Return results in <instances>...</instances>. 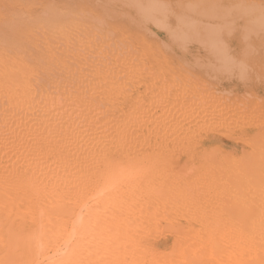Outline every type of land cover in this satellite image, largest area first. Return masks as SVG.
<instances>
[{
  "label": "bare ground",
  "instance_id": "6f19581e",
  "mask_svg": "<svg viewBox=\"0 0 264 264\" xmlns=\"http://www.w3.org/2000/svg\"><path fill=\"white\" fill-rule=\"evenodd\" d=\"M105 1L0 47V264H264V0Z\"/></svg>",
  "mask_w": 264,
  "mask_h": 264
},
{
  "label": "rangeland",
  "instance_id": "374dc122",
  "mask_svg": "<svg viewBox=\"0 0 264 264\" xmlns=\"http://www.w3.org/2000/svg\"><path fill=\"white\" fill-rule=\"evenodd\" d=\"M81 1L82 2H80V0H78V1L77 0H70V1L69 0H0V42H3L2 44H0V47L5 46L4 43L7 42L11 33L14 31V29H16L18 27V25L20 24L21 21H24V22L27 21L28 23L29 22L35 23L34 26H36L37 30H39V29H40V31L47 30V27L50 26L47 23L48 17H52V16H56V15L66 16L65 12H69L70 10H72V12H74V13L72 14V12L70 11V14H68L69 16L67 15L68 16L67 18H71L70 16H72V15L74 16L72 18H74V19L76 18V20L73 21L68 26V28L70 29V32L72 34H77L79 31L82 32L81 34L86 33V31H87V33H90L92 30H93V33L94 32L97 33V30L95 27L97 25L95 23L98 22L97 19L96 18L93 19V21H92L93 24H92L90 19H88L89 16H87V15H90L89 11H91V9L93 10V7L95 8V10L98 8L97 9L98 12L96 11V13H99V11L102 9V7L106 3V1L105 2H104V0H81ZM86 1H88L89 4L88 3L86 4ZM116 1H118V0H116ZM125 1H126L125 5L128 7L127 10L133 12L136 17L138 15L139 16H145V18L148 17L147 19L149 20V22H150V19H149V17H150L152 19L162 20L163 23H164V19L168 18L170 20L171 25L175 26L176 25V19L173 20L172 18H177L179 15L190 16V17H194V18H200L201 17V19H203L202 16H204L206 18L211 17L212 19H214V18L220 19L221 18L222 20L219 22V24H224L225 22L226 23L229 22L227 24L231 25L232 23H234V20H239V19L241 21L243 20L242 19L243 16L241 17V15H239V11L232 10V6L234 4L237 5V4L244 3L247 0H149L150 2L147 0H143L142 2H140L141 0L140 1L139 0H134V1L133 0H129V1L125 0ZM152 1H154V2H152ZM70 2L72 4H70ZM118 2H121V0H119ZM134 2H136L137 4H135ZM138 2L141 3L142 5L139 4ZM151 2H152V4H150ZM159 2L161 3V5L163 3V5H165L167 7L165 8V6L164 7H163V5L161 6ZM82 3H84L83 4L84 6L81 5ZM208 3L212 4V6L209 7ZM143 4L144 5L146 4L145 7L147 5L149 6V7L148 6L146 7V9L147 8L149 9L148 11H146V9L144 7H142V6H144ZM79 5L82 7H79ZM68 6H70V7L72 6V8H70ZM152 6H154V7H152ZM81 8L83 9V12L86 13V14H84V16L82 15L83 12H82ZM86 8H88L89 10H86ZM139 8H140V10H139ZM160 8H161V11L165 12L164 14L159 11ZM200 8H203L206 10L202 14H200V12H201ZM136 12H139V14L138 13L136 14ZM159 13L162 17L159 16ZM142 14H144V15H142ZM262 15L264 17L263 12H261V18H262ZM77 16H79L78 17L79 18L78 23H76V21L78 19ZM85 16L89 20V22L87 21V23L85 22L86 21ZM80 17H82V19L83 18L85 19V20L83 19L84 22L81 21L82 19ZM38 18H43L45 20L42 21V23H37L36 21L38 20ZM223 18H225L226 20H224ZM94 20H95V22H94ZM74 22L76 23V26H75ZM90 22H91V25L89 26ZM261 23L264 25V18H262ZM87 24H88L89 28L87 27ZM131 24H133V23H130V25ZM70 25H73V26H71L72 29H71ZM80 25L82 26V28ZM133 25H131V26H133ZM263 25H262V27H264ZM74 26H75V28L73 29ZM83 27H84V29H86V31L83 29ZM68 28H65V30ZM262 30L263 29H261V31ZM66 32H68V31L66 30ZM91 34H92V32H91ZM158 34L160 36L162 35L161 32H159ZM134 39H133V37H130L129 41L132 43L134 42L135 46L140 44L139 46L141 48H144L143 44L139 43L137 41V39H135V40ZM262 39H264V38H262ZM150 67H151L152 71L158 70V66L152 60H151ZM262 85L264 86L263 82L259 85L260 89L258 91V93H259L258 95L261 97V104L263 101V106H264V100H263L264 99L263 98L264 97L263 96L264 95V92H263L264 88ZM141 88L142 87L137 86L134 89L133 94H132V99L133 98L136 99L139 94L144 93V88H142V89ZM262 93H263V95H262ZM261 108H262V105H261Z\"/></svg>",
  "mask_w": 264,
  "mask_h": 264
}]
</instances>
